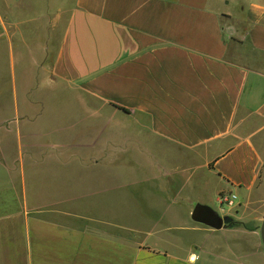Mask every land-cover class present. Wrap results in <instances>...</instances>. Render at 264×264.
<instances>
[{"label": "crops", "instance_id": "1", "mask_svg": "<svg viewBox=\"0 0 264 264\" xmlns=\"http://www.w3.org/2000/svg\"><path fill=\"white\" fill-rule=\"evenodd\" d=\"M27 22L41 35L34 44L20 31ZM4 51L14 66L29 51L34 69L52 53L46 81L77 92L93 145L126 148L159 197L210 187L200 205L229 193L244 204L240 219L214 211L227 221L219 230L192 220L194 202L136 206V222L110 208L75 214L62 198L27 195L20 156L22 192L0 201V264H264L260 226L244 218L264 194V0H0V68ZM8 92L7 114L19 116L17 86Z\"/></svg>", "mask_w": 264, "mask_h": 264}, {"label": "rangeland", "instance_id": "2", "mask_svg": "<svg viewBox=\"0 0 264 264\" xmlns=\"http://www.w3.org/2000/svg\"><path fill=\"white\" fill-rule=\"evenodd\" d=\"M38 8V11L45 9L44 5ZM26 12L31 15L36 13L32 9ZM35 28L37 27L33 22L31 25L27 22L25 26H21L20 31L26 40L41 39L40 33L35 34ZM27 55L25 60H21L17 53L14 54V66L11 53L4 51L0 68V77L3 79L0 83V123L9 128H16V133L11 130L0 132V190L3 194L0 197L1 202L10 201V190L16 195L19 190L22 192L21 181L14 180V173L19 172V166H23L19 161L20 156L24 157L27 195L31 196L33 191H36L37 194L41 192L52 199L62 198L67 203V208L75 214L104 216L110 208L112 218L116 217L121 222H136L140 220L134 213L136 206L169 201L180 203L182 206L194 202L195 208L200 205L197 199H213L210 187L159 197L154 186L146 181L143 165L133 162L126 153V148L112 147V144L105 145L104 142L102 145H93V132L89 131L93 122L92 119L89 121L85 117L79 118L77 92H67L62 85L46 81L53 54L51 53L42 69H34L29 65V51ZM15 85L20 98L18 104L21 105L19 116L7 114L14 102L8 90H13ZM67 93L70 94L69 97L64 96ZM90 105L93 107L92 100ZM97 107L101 108V105ZM80 126L85 127L86 132H83ZM19 140L23 141L22 148H18ZM26 143H29V146ZM30 143L34 147L30 146ZM29 156L35 159L31 161ZM41 157L55 159L52 163L31 164L41 161ZM66 157H97L101 160L98 164H93L94 160H91L81 165H63L62 158ZM168 182L173 186L181 181L171 179ZM13 199L17 197L14 196ZM14 203L17 206V201ZM243 204L239 198L234 208L226 204L221 207L217 202L209 208L220 216L231 214L240 219L241 213H236L240 212L239 205ZM244 218L255 220L261 227L264 221V194L257 195L246 203Z\"/></svg>", "mask_w": 264, "mask_h": 264}, {"label": "water", "instance_id": "3", "mask_svg": "<svg viewBox=\"0 0 264 264\" xmlns=\"http://www.w3.org/2000/svg\"><path fill=\"white\" fill-rule=\"evenodd\" d=\"M194 222L206 225L208 227L219 230L224 227L226 220L221 219L211 208L204 205H197L191 216ZM260 237L264 248V221L260 227Z\"/></svg>", "mask_w": 264, "mask_h": 264}, {"label": "built area", "instance_id": "4", "mask_svg": "<svg viewBox=\"0 0 264 264\" xmlns=\"http://www.w3.org/2000/svg\"><path fill=\"white\" fill-rule=\"evenodd\" d=\"M218 201L221 207L226 204L228 207L234 208L238 201V197L233 193L223 194L219 196Z\"/></svg>", "mask_w": 264, "mask_h": 264}, {"label": "trees", "instance_id": "5", "mask_svg": "<svg viewBox=\"0 0 264 264\" xmlns=\"http://www.w3.org/2000/svg\"><path fill=\"white\" fill-rule=\"evenodd\" d=\"M121 111L126 112L124 109H121Z\"/></svg>", "mask_w": 264, "mask_h": 264}]
</instances>
